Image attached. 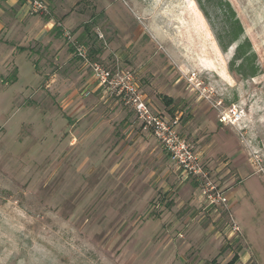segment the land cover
<instances>
[{"label": "rangeland", "instance_id": "rangeland-1", "mask_svg": "<svg viewBox=\"0 0 264 264\" xmlns=\"http://www.w3.org/2000/svg\"><path fill=\"white\" fill-rule=\"evenodd\" d=\"M227 1L243 33L223 52L225 17L209 7V23L198 0H50L72 88L88 64L132 71L151 112L179 118L195 172L111 92L71 116L55 85L0 70V264H264V0ZM245 40L247 79L229 69ZM179 185L191 195L172 196Z\"/></svg>", "mask_w": 264, "mask_h": 264}, {"label": "crops", "instance_id": "crops-1", "mask_svg": "<svg viewBox=\"0 0 264 264\" xmlns=\"http://www.w3.org/2000/svg\"><path fill=\"white\" fill-rule=\"evenodd\" d=\"M50 3L49 0L48 15L32 16L27 13L25 0H0V70L8 71L11 68L14 71L11 81L13 82L19 79V71L26 69L29 72L28 78L31 82L25 88L33 87L36 83H43L44 87L50 84L55 85L57 104L61 109L70 107L73 110H71V116H74L80 110V107L77 106L79 99L90 100L96 92L103 96L105 92L95 82L91 71L87 77L85 76L86 78L84 77L85 81L79 91L72 88L75 85L74 78L71 76L75 68L72 50L68 45L60 43L63 31L58 21H63L64 27H68L69 24L65 18L58 19L52 16ZM83 35L81 33L78 38L82 39ZM35 45L36 51L33 57L31 49ZM18 59L20 60L18 61ZM18 73L19 76H17ZM69 87L72 89H67ZM64 89L66 91L62 93L61 90L64 91ZM169 102L171 101L169 100ZM126 110L125 117L134 114L133 109ZM121 122L123 127L130 128V122L126 121L125 118ZM96 125H100L99 122ZM97 126L86 132L83 139L89 135H94L98 131ZM140 129L142 132H148L144 126L140 125ZM186 189V186L181 187L179 185L175 191H172V196L181 197ZM186 191L187 196L191 195L189 188ZM163 192L167 193L166 189ZM246 263L247 261L242 262V264Z\"/></svg>", "mask_w": 264, "mask_h": 264}, {"label": "built area", "instance_id": "built-area-1", "mask_svg": "<svg viewBox=\"0 0 264 264\" xmlns=\"http://www.w3.org/2000/svg\"><path fill=\"white\" fill-rule=\"evenodd\" d=\"M27 13L32 16H44L49 14V0H25ZM76 56L87 63L86 53L82 46L75 48ZM95 82L105 93L111 92L119 101H123L133 109L136 119L149 129L161 147L174 160H178L185 172L195 170L188 165L195 158L192 157L191 149L185 140L178 133L179 118H169L165 114H153L140 93L132 71H118L112 73L109 69L103 68L97 63L88 64ZM220 122H225L222 118ZM211 198V196H208ZM211 203L226 202L222 194H217L210 199ZM232 235L238 232L233 224Z\"/></svg>", "mask_w": 264, "mask_h": 264}, {"label": "trees", "instance_id": "trees-1", "mask_svg": "<svg viewBox=\"0 0 264 264\" xmlns=\"http://www.w3.org/2000/svg\"><path fill=\"white\" fill-rule=\"evenodd\" d=\"M198 5L203 13L206 20L210 23V17L208 13V8L212 7L218 10L220 16H224L225 20L224 26L220 27L215 31V38L218 42L220 49L223 52L236 42L243 33L242 26L236 17L234 10L232 9L230 3L227 0H198ZM246 47H250L248 40H245L244 43L239 44L236 49L232 61L229 63V69L232 72H236L242 78H253L256 75V69L254 65H250V57L245 55ZM235 262V261H234ZM232 262L231 264H233ZM253 264V263H249Z\"/></svg>", "mask_w": 264, "mask_h": 264}]
</instances>
